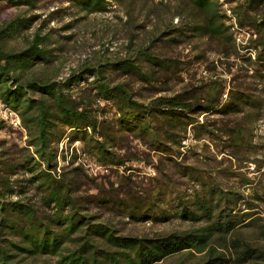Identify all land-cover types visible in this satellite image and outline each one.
I'll return each mask as SVG.
<instances>
[{
  "label": "trees",
  "instance_id": "obj_1",
  "mask_svg": "<svg viewBox=\"0 0 264 264\" xmlns=\"http://www.w3.org/2000/svg\"><path fill=\"white\" fill-rule=\"evenodd\" d=\"M39 1L0 0V4L35 7ZM66 1L80 10L98 12L105 10L109 1L120 0ZM188 1L205 13L203 23L197 26L204 35L231 40L222 15L214 9L215 0ZM233 11L238 25L249 27L255 33L252 42L254 63L258 67L254 72L264 77V0H235ZM31 22L32 17L18 15L8 19L0 27V38L27 29ZM42 44L44 37L35 34L26 47L17 51H8L0 45V102L17 113L27 134L22 148L25 153L13 167L28 173V181L42 189L41 203L53 209L48 215H40L18 201H1L10 186L8 180H0V228L19 234L23 243L19 246L9 241L10 249L57 255L54 261L40 264H156L173 254L191 252L199 254L198 264H264V250L238 237L229 239L232 252L227 255L226 236L249 226L252 220H247V213L234 212L239 196L230 200L215 180L204 178L180 157L181 142L187 131L199 138L216 131L213 123L199 122V114L240 112L246 105L260 107L256 96L241 89H230L227 99L221 102L219 82L197 86L186 82L171 95L152 96L144 102L136 98L127 81L111 82L104 75L112 70L147 81L148 75L129 59L86 67L63 81L25 78L27 68L47 60V50ZM140 55L167 77H175L180 71L175 59L158 58L145 50ZM85 73L91 79L71 94L73 85L85 81ZM225 132L231 144L246 143L245 127L241 124L226 128ZM63 138L68 143L78 141L83 156L108 170L123 168L130 160H143L133 149L139 144L146 150L142 152L145 156L153 153L158 155L159 162L160 159L170 161L179 176L195 181L200 189L191 197L177 192L170 201L172 212L157 204L164 193L157 182L140 192L125 186L121 193L113 194L112 189L95 187V193L79 196L75 189L76 177L83 172L81 165L73 166L71 175L55 171L56 150L52 145ZM75 158L74 154L72 159ZM128 180L129 176L122 173L117 184ZM85 203L118 207L125 217L133 220H166L174 214L201 223L151 237L121 235L106 221H94ZM72 234H76L78 246L61 253L63 242ZM0 264H13L2 246Z\"/></svg>",
  "mask_w": 264,
  "mask_h": 264
},
{
  "label": "rangeland",
  "instance_id": "obj_2",
  "mask_svg": "<svg viewBox=\"0 0 264 264\" xmlns=\"http://www.w3.org/2000/svg\"><path fill=\"white\" fill-rule=\"evenodd\" d=\"M226 3L233 10L235 0H226ZM214 9L222 15L220 6L216 4ZM16 15L32 17L31 24L16 34L0 38V45L8 51H17L26 47L38 34L44 37L41 46L47 50V60L27 68L25 78L63 81L86 67H101L109 62L129 59L148 75L147 81L112 70L104 75L111 82L127 81L136 98L144 102L152 96L171 95L186 82L193 86L219 82L222 85L221 102L227 99L230 89H241L256 96L260 107L246 105L240 112L199 114L198 121L213 123L216 131L200 138L187 131L181 142L180 157L184 164L196 168L204 178L215 180L230 200L235 195L239 196L234 212L247 213V220H252L249 226L238 228L226 236L227 255L232 252L229 239L235 237L264 250V77L254 72L257 66L252 42L255 33L251 28L241 26L248 32L247 37L242 35V39L246 38L242 44H236L229 30L230 41L204 35L197 26L203 23L205 13L193 7L188 0L109 1L106 9L98 12L80 10L66 0H40L35 7L0 4V27ZM141 50L158 58L177 60L180 71L175 77H167L165 72L151 66L140 55ZM84 75L85 81L73 85L71 94L74 95L91 79L86 73ZM8 110L0 102V180H8L10 186L1 201H18L31 206L37 214L48 215L53 209L41 203L42 189L28 181V173L13 167V163L25 153L22 148L27 134L18 115V123H12ZM237 124L245 127L244 145L231 144L225 132L226 128ZM130 145L133 146V142ZM52 146L56 150V173L71 175L73 166L81 165L83 172L76 177L75 189L79 196L95 193V187L112 189L113 194L121 193L125 186L140 192L157 182L164 189L157 204L172 212L170 201L177 192L191 197L200 189L195 181L179 176L170 161L160 159L159 162L158 155L153 153L145 156L142 152L146 150L139 144L133 149L144 159L127 161L123 168L117 170L104 169L83 156L78 141L68 143L63 138ZM74 154L76 158L72 159ZM122 173L128 175L129 180L119 185L117 178ZM228 205L232 206V203ZM84 206L93 214L94 221H106L121 235L151 237L201 223L184 220L174 214L166 220H133L125 217L118 207L104 208L93 203H85ZM9 241L23 246L19 234L0 228V246L13 264H40L52 262L57 257L45 253L32 254L14 247L10 249ZM78 244L76 234H72L63 242L61 253L76 248ZM199 262V254L191 252L173 254L156 264Z\"/></svg>",
  "mask_w": 264,
  "mask_h": 264
},
{
  "label": "built area",
  "instance_id": "obj_3",
  "mask_svg": "<svg viewBox=\"0 0 264 264\" xmlns=\"http://www.w3.org/2000/svg\"><path fill=\"white\" fill-rule=\"evenodd\" d=\"M216 4L220 6V10L222 9V17L223 22L227 26L228 30L232 34L233 39L235 40L236 44L244 43L245 39H242V35L244 34L246 37L248 36V32L244 31L241 26L238 25L237 17L234 14L233 10L228 6L226 0H215ZM8 114L12 116V123H18L17 114L12 111L8 110Z\"/></svg>",
  "mask_w": 264,
  "mask_h": 264
}]
</instances>
